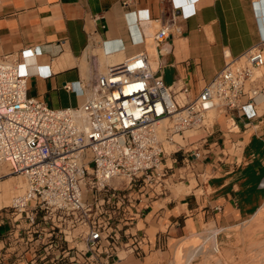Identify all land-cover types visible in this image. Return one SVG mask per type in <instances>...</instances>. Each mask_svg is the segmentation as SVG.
Wrapping results in <instances>:
<instances>
[{"label":"crops","instance_id":"obj_1","mask_svg":"<svg viewBox=\"0 0 264 264\" xmlns=\"http://www.w3.org/2000/svg\"><path fill=\"white\" fill-rule=\"evenodd\" d=\"M162 27L167 38L152 46ZM254 45L264 49V0H0V56L19 59L29 75L28 95L51 108L81 105L86 86L108 64L142 51L165 84L179 94L186 87L191 99L225 55L239 57ZM258 83L253 108L215 111L201 158L171 162L167 191L130 190L110 206L121 233L141 236L139 253L121 245L110 264H168L178 240L205 228L235 227L263 209L264 68ZM22 183L9 181L0 191V264H84L73 249L85 248L84 232L63 243L49 223L15 221L5 201Z\"/></svg>","mask_w":264,"mask_h":264},{"label":"built area","instance_id":"obj_2","mask_svg":"<svg viewBox=\"0 0 264 264\" xmlns=\"http://www.w3.org/2000/svg\"><path fill=\"white\" fill-rule=\"evenodd\" d=\"M167 36L162 27L150 44L157 46ZM225 58L222 68L191 99L184 93L186 87L179 94L165 84L142 51L108 64L86 86L81 105L51 108L28 95L29 75L19 59L1 55L0 166L20 175L25 185L6 207L15 221L49 223L63 243L84 232L85 248H73L75 259L80 255L84 264H110L121 245L134 246L139 253L141 236L121 233L112 224L110 206L123 201L130 190L167 191L171 162L203 156L215 111L253 108L261 91L262 47L254 45L239 57ZM64 87L72 90L71 83ZM165 143L173 148L167 151ZM114 178L119 181L112 182ZM85 191L90 195L86 200ZM79 227L85 231L76 230ZM71 249L65 246L66 252Z\"/></svg>","mask_w":264,"mask_h":264},{"label":"rangeland","instance_id":"obj_3","mask_svg":"<svg viewBox=\"0 0 264 264\" xmlns=\"http://www.w3.org/2000/svg\"><path fill=\"white\" fill-rule=\"evenodd\" d=\"M176 139L180 141L178 137ZM165 148L169 151L173 146L165 143ZM3 167L1 171L9 172L6 166ZM15 176L17 177L16 174L7 173L0 178V191L2 193L5 192L4 185L9 181H23L21 187L15 193H11L8 190L9 194H11L7 197L5 205H9L12 197L22 193L24 190L23 178L19 176L15 179ZM117 181H119L118 178L112 180V182ZM89 198L90 195L85 191L83 199ZM210 229L218 230L216 240L214 239V232L210 231ZM197 244H203L206 247H203L202 253L195 254L191 261L187 263L186 259L190 248L192 245L195 246ZM212 247L213 250H211ZM168 264H264V207L256 215L251 216L235 227L224 230L220 228H205L188 238L178 240L173 247Z\"/></svg>","mask_w":264,"mask_h":264},{"label":"bare ground","instance_id":"obj_4","mask_svg":"<svg viewBox=\"0 0 264 264\" xmlns=\"http://www.w3.org/2000/svg\"><path fill=\"white\" fill-rule=\"evenodd\" d=\"M183 7H184V5H183ZM1 168H4L3 166H0V174H7L6 172H3V171H1ZM9 173V172H8ZM17 176H20V175H17ZM214 228H216V227H214ZM222 229V228H221ZM210 231H212V232H214L213 233V235H214V239L216 238L217 239V233H218V230L217 229H210ZM211 236V235H210ZM215 239V240H216ZM216 243V242H215ZM216 245V244H215ZM203 247L205 248L206 246H203V244H197V245H195V246H193L192 245V247L190 248V251H189V254H188V256H187V259H186V262L188 263V262H190L191 261V259L194 257V255L195 254H197V253H202L203 252ZM208 247V246H207ZM216 247V246H215ZM209 248H210V246H209ZM211 250H213V247L211 248ZM210 250V251H211ZM207 251H209V250H207ZM209 251V252H210ZM207 253V252H206ZM205 253V254H206ZM208 254V253H207ZM209 256H210V254H209ZM211 258V257H210Z\"/></svg>","mask_w":264,"mask_h":264}]
</instances>
